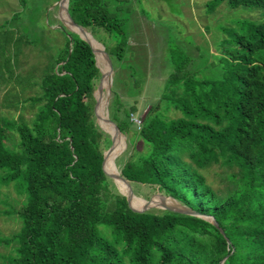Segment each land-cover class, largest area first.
Masks as SVG:
<instances>
[{
  "label": "trees",
  "instance_id": "16d2710c",
  "mask_svg": "<svg viewBox=\"0 0 264 264\" xmlns=\"http://www.w3.org/2000/svg\"><path fill=\"white\" fill-rule=\"evenodd\" d=\"M224 1L264 8V0H210L209 11ZM112 2L70 0L69 10L112 61L123 60L130 18ZM101 30L118 43L107 46L95 35ZM223 30L229 37L220 43L214 75L200 76L171 53L174 70L136 131L145 149L134 148L130 137L133 148L116 164L132 186H151L213 216L225 234L204 216L129 205L103 169L112 136L101 127L99 108L101 125L94 113L96 54L78 33L63 29V53L46 68L41 92L25 99L37 107L34 116L0 117V182H14L26 194L16 210L20 229L0 232V264H220L224 258L223 264H264V19H239ZM137 111L113 86L110 116L127 136ZM214 164L226 169V192L202 171Z\"/></svg>",
  "mask_w": 264,
  "mask_h": 264
},
{
  "label": "rangeland",
  "instance_id": "374dc122",
  "mask_svg": "<svg viewBox=\"0 0 264 264\" xmlns=\"http://www.w3.org/2000/svg\"><path fill=\"white\" fill-rule=\"evenodd\" d=\"M59 1H0V117L23 116L30 120L34 116L37 107L25 99L41 92L40 84L46 68L63 53L66 44L60 19L64 7L60 8ZM209 1L113 0L112 5L122 9V18L129 17L130 21L127 23L129 36L126 55L123 60L113 59L118 73L115 75L114 70L111 91L114 86L125 105L130 107L135 104L138 107L133 116L142 120L150 106L160 99L166 81L174 70L170 60L172 54L178 60H186L190 70L198 68L200 76L214 75L217 72L215 63L218 62L216 55L220 54V43L229 37L223 27L232 29L239 19H264V8L232 7L228 1H224L210 12ZM95 35L107 46L118 43L114 36H107L103 30ZM108 65L111 70L109 61ZM135 79H139V85L134 84ZM107 92L101 101L102 110L108 99ZM170 114L179 116L180 112L171 110ZM101 120L103 123L102 117ZM138 128L134 123L128 136L123 134V144L121 151L115 155V164L116 159L123 161L128 157L127 149L133 148L130 137L134 140V148L145 149L142 139L136 134ZM8 144L11 145L12 140ZM202 171L208 182L219 191L226 192L230 182L225 176V168L214 164ZM133 188L136 195L146 200L162 194L151 186L134 185ZM25 200L26 194L19 191L14 182H0L1 234L9 236L20 229L22 223L16 210ZM165 202L174 205L171 200ZM1 251L10 253L12 249L2 246Z\"/></svg>",
  "mask_w": 264,
  "mask_h": 264
},
{
  "label": "water",
  "instance_id": "95a60500",
  "mask_svg": "<svg viewBox=\"0 0 264 264\" xmlns=\"http://www.w3.org/2000/svg\"><path fill=\"white\" fill-rule=\"evenodd\" d=\"M64 1L65 0H60L58 2V5L60 6V8L62 7V5L64 4ZM69 1L70 0H67V2L65 3L66 4V12H67V18L64 16V15H60V19L63 23V29L64 30H71V31H74L76 33H78L83 39H85L87 42H89V44L93 47V50L96 54V60H97V65L98 67L100 68V77H99V86H98V89L97 91L95 92V98H96V102H95V105H94V113L96 115V117L98 118L99 120V116L97 115V109L100 107V101H101V98H103L104 96V93L106 90H108V99H107V104L109 103L110 101V96H111V86L113 84V73H114V64H113V61L110 57V54L108 53V51L106 50V47L104 46L103 43H101L100 41H98L95 37L94 39H96V41H98L100 44H102L103 46V52L105 54V57L106 59L109 61V63L111 64V70L109 71L108 75H109V78L108 79V82L106 83V71L103 70L102 66L99 64L98 62V57H97V52H96V47L94 46L92 40L89 38L88 34L91 33L89 30H87V28H85L83 25L77 23L71 16L70 14V10H69ZM77 26L78 29H75L73 26ZM92 34V33H91ZM70 39H72L71 36H69ZM71 51V49H70ZM108 86V87H107ZM107 118L108 120L115 126L116 128V134L118 135H123L124 133L121 131L119 125L117 124V122L110 116V112H109V107L107 106ZM101 125V123H100ZM101 127H103L101 125ZM104 128V127H103ZM105 129V128H104ZM106 130V129H105ZM107 131V130H106ZM108 132V131H107ZM111 134V133H110ZM112 136V144L110 146V148L106 151L105 153V156H104V161H103V169L104 171L109 175L111 176L115 182L118 184V179H122L124 180L125 182H127L128 186H129V192H124L122 191L128 198V202H129V205L135 209L136 211H139V212H143V211H146L147 209H149L150 207H159V208H162V209H166V210H171V211H176V212H180V213H186V214H192V215H199V216H204L205 218H208L209 220H211L217 227H219L222 231L223 234H225L224 230L219 226V223L214 219L213 216H208V215H203L199 212H197L196 210L182 204L181 202H179L177 199L171 197V196H166V195H163V194H159L161 199L162 200H159L157 202H155L152 206L151 205H145L143 206V208H138V207H135L133 205V202H132V197L133 196H137L136 193L134 192V189H133V186L130 182L129 179H127L124 175L121 174L120 171H117V172H111V171H108L105 169V163L107 161V156L113 152H115V150L117 149V141H116V137L111 134ZM156 197H151L149 199L148 202H152V200H155ZM165 199H171L174 203V205H171L168 203L165 202ZM226 258H224L220 264H223L224 261H225Z\"/></svg>",
  "mask_w": 264,
  "mask_h": 264
},
{
  "label": "bare ground",
  "instance_id": "6f19581e",
  "mask_svg": "<svg viewBox=\"0 0 264 264\" xmlns=\"http://www.w3.org/2000/svg\"><path fill=\"white\" fill-rule=\"evenodd\" d=\"M66 2H67V0L64 1V5L65 6L63 8V14L67 18V15H66L67 14V12H66V4H65ZM73 27L75 29H78L77 26H73ZM88 36L92 40V42H93L94 46L96 47V49L100 52V54L97 56L98 57V62L102 66L103 70L106 71V73H107L106 74V80L108 82L107 78H109L108 73H109L110 70L105 65V61H104L105 60V54L103 52V46L98 41H96V39H94V36L91 33H89ZM101 101H102V98H101ZM101 101H100V103H101ZM107 106H108V104L106 102V103H104L103 110L101 109V104H100V107H99V111L101 112L102 117H103V124L105 125L107 131L109 133L113 134L116 137L117 143L119 145H117V149L115 150V152L111 153L110 156L107 158L106 166L108 167V171L117 172V171H119L117 165L115 164V162H112L110 160H111V158L115 159V155H117L121 151L120 149H121V146L123 144V137H121L118 134H116V132L113 130V128L111 126V123H110V121L107 118V111H106V110H108ZM109 158H110V160H109ZM118 184L121 187L122 191L128 193V191L125 189V187H127V185L125 184V182L122 179H118ZM127 189L129 190L128 187H127ZM169 200H171V199H167V200L165 199V201H169ZM132 201L140 203V204L145 203L146 205H151V206L155 202H157V201L148 202V200L143 199V197H141V199H137L135 197H132Z\"/></svg>",
  "mask_w": 264,
  "mask_h": 264
},
{
  "label": "built area",
  "instance_id": "2783aa9c",
  "mask_svg": "<svg viewBox=\"0 0 264 264\" xmlns=\"http://www.w3.org/2000/svg\"><path fill=\"white\" fill-rule=\"evenodd\" d=\"M133 116V115H132ZM133 121L134 123L139 127L141 128V125H142V120L138 117V116H133Z\"/></svg>",
  "mask_w": 264,
  "mask_h": 264
}]
</instances>
